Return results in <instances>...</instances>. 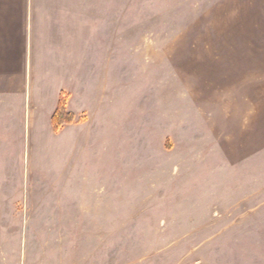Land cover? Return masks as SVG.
I'll return each instance as SVG.
<instances>
[{"label":"rangeland","instance_id":"1","mask_svg":"<svg viewBox=\"0 0 264 264\" xmlns=\"http://www.w3.org/2000/svg\"><path fill=\"white\" fill-rule=\"evenodd\" d=\"M23 1L0 0V264H264V0ZM70 79L94 117L61 133Z\"/></svg>","mask_w":264,"mask_h":264},{"label":"crops","instance_id":"2","mask_svg":"<svg viewBox=\"0 0 264 264\" xmlns=\"http://www.w3.org/2000/svg\"><path fill=\"white\" fill-rule=\"evenodd\" d=\"M32 1L33 0H24L21 5L25 6V8H27L28 5L29 6L31 5ZM29 22L31 23V20ZM30 23H29V26H30ZM70 82H71V85H69L70 87L68 86L69 88H68L67 92L66 91H63L68 96L67 99H66V107L68 108V110H70V111H72L74 113L75 118H76V116L78 114L85 112L87 114V120H86V122H88L89 120H91L94 117L93 112L92 111H89V110H86L85 108H81V107L79 108V106L76 104V102H74L75 100H74V95L72 94L73 93L72 92V89H73V87L76 88L77 81L75 83V79H73ZM61 92H62V90H61ZM26 102H27L28 106L32 102V98H31V94L30 93H28V96L26 97ZM25 107H27V106H25ZM25 116H26V114H25ZM71 127L74 128V126H71V125L64 126V128L61 129L62 130L61 133H63L66 129H69Z\"/></svg>","mask_w":264,"mask_h":264},{"label":"trees","instance_id":"3","mask_svg":"<svg viewBox=\"0 0 264 264\" xmlns=\"http://www.w3.org/2000/svg\"><path fill=\"white\" fill-rule=\"evenodd\" d=\"M74 115L66 110V95L62 93L56 110L51 117V125L54 131H58L63 125L70 124Z\"/></svg>","mask_w":264,"mask_h":264}]
</instances>
